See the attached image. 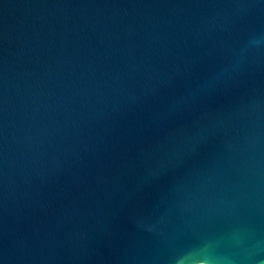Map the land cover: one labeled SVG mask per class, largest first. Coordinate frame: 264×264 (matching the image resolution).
Segmentation results:
<instances>
[{
	"label": "water",
	"instance_id": "95a60500",
	"mask_svg": "<svg viewBox=\"0 0 264 264\" xmlns=\"http://www.w3.org/2000/svg\"><path fill=\"white\" fill-rule=\"evenodd\" d=\"M264 264V0H0V264Z\"/></svg>",
	"mask_w": 264,
	"mask_h": 264
},
{
	"label": "bare ground",
	"instance_id": "6f19581e",
	"mask_svg": "<svg viewBox=\"0 0 264 264\" xmlns=\"http://www.w3.org/2000/svg\"><path fill=\"white\" fill-rule=\"evenodd\" d=\"M203 263V262H202ZM197 264H201L200 262H198ZM205 264V263H204Z\"/></svg>",
	"mask_w": 264,
	"mask_h": 264
},
{
	"label": "rangeland",
	"instance_id": "374dc122",
	"mask_svg": "<svg viewBox=\"0 0 264 264\" xmlns=\"http://www.w3.org/2000/svg\"><path fill=\"white\" fill-rule=\"evenodd\" d=\"M201 264H204V263H201Z\"/></svg>",
	"mask_w": 264,
	"mask_h": 264
}]
</instances>
